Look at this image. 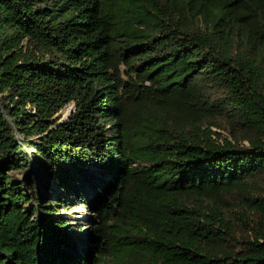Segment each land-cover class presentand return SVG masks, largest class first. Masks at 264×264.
I'll list each match as a JSON object with an SVG mask.
<instances>
[{"label":"trees","instance_id":"1","mask_svg":"<svg viewBox=\"0 0 264 264\" xmlns=\"http://www.w3.org/2000/svg\"><path fill=\"white\" fill-rule=\"evenodd\" d=\"M0 264H264V0H0Z\"/></svg>","mask_w":264,"mask_h":264},{"label":"rangeland","instance_id":"2","mask_svg":"<svg viewBox=\"0 0 264 264\" xmlns=\"http://www.w3.org/2000/svg\"><path fill=\"white\" fill-rule=\"evenodd\" d=\"M73 104H70L68 106H66L64 109H62L59 114L56 116L57 118L62 119V118H66L68 119V117L70 116L69 112L67 114H65L66 109H68L70 106H72ZM214 132L220 134L222 137L224 138H228L227 133L220 131V130H216V129H212ZM246 144V143H244ZM35 177H36V182H37V187H38V195L39 198L41 200H46L49 199L51 200L53 197L54 193H51V191L49 190L52 189L50 186L47 185L48 181L47 178H45L44 174L42 172H39L37 169H33ZM76 218L77 219H84V218H88V217H92L93 214L91 212H89L88 210H79L77 213Z\"/></svg>","mask_w":264,"mask_h":264},{"label":"water","instance_id":"3","mask_svg":"<svg viewBox=\"0 0 264 264\" xmlns=\"http://www.w3.org/2000/svg\"><path fill=\"white\" fill-rule=\"evenodd\" d=\"M73 111H74V105H72V106L69 107V111H68V112H69V114L71 115V113H72ZM58 114H59V113H58ZM66 120H67L66 118H65V119H64V118L60 119V120L58 121V125H59V124H62V123H63L64 121H66Z\"/></svg>","mask_w":264,"mask_h":264},{"label":"bare ground","instance_id":"4","mask_svg":"<svg viewBox=\"0 0 264 264\" xmlns=\"http://www.w3.org/2000/svg\"><path fill=\"white\" fill-rule=\"evenodd\" d=\"M68 111H69V108H68V109H66V111H65V114H67V113H68Z\"/></svg>","mask_w":264,"mask_h":264}]
</instances>
